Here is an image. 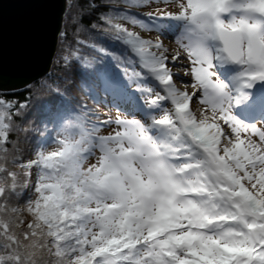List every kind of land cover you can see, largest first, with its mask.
<instances>
[{
    "label": "snow or ice",
    "instance_id": "1",
    "mask_svg": "<svg viewBox=\"0 0 264 264\" xmlns=\"http://www.w3.org/2000/svg\"><path fill=\"white\" fill-rule=\"evenodd\" d=\"M105 7L115 15L90 28L127 55L78 41L116 71L76 60L88 94L117 115L57 90L43 128L55 135L25 160L13 134L27 105L0 92V264H264V0Z\"/></svg>",
    "mask_w": 264,
    "mask_h": 264
},
{
    "label": "trees",
    "instance_id": "2",
    "mask_svg": "<svg viewBox=\"0 0 264 264\" xmlns=\"http://www.w3.org/2000/svg\"><path fill=\"white\" fill-rule=\"evenodd\" d=\"M89 2L97 6L96 10L88 7ZM109 3H115V0H66V9L60 31V33H66V35L61 36L59 33L48 74L22 90L4 93L13 102L27 105L25 109L21 110L16 120V130L13 134V140L23 150L22 154L25 159L29 153L34 152L37 139L55 135V132L52 131V124L48 125V133H44L43 128L44 123L47 121V109L52 105L59 106L62 103L57 96V90L71 102L72 106L79 107L81 104H87L88 108L96 112L99 118L102 119L100 110L107 104L106 99L102 98L103 93H101L100 102L97 103L88 94L89 89L83 83L88 77L81 69L76 56L79 55L84 61L92 64L106 65L110 71H116L113 67L115 61L86 47L85 44L78 43V41H85L86 44L96 43L97 47H104L116 55H127L126 46L121 41L116 40L114 34H102L90 28L92 23H96L99 27H106L99 20V17L115 15L105 7ZM146 9L141 12H147ZM120 15H123V13ZM119 22L125 24L130 31L139 32L140 34L144 32L128 21ZM65 57H68V62L65 61ZM99 91L97 89V92ZM111 108L116 110L112 105ZM108 132H110V129L106 128L101 134L106 135ZM14 170L21 171L19 168ZM19 203L22 205L23 199Z\"/></svg>",
    "mask_w": 264,
    "mask_h": 264
},
{
    "label": "water",
    "instance_id": "3",
    "mask_svg": "<svg viewBox=\"0 0 264 264\" xmlns=\"http://www.w3.org/2000/svg\"><path fill=\"white\" fill-rule=\"evenodd\" d=\"M66 0H3L0 6V92L22 90L48 74Z\"/></svg>",
    "mask_w": 264,
    "mask_h": 264
},
{
    "label": "rangeland",
    "instance_id": "4",
    "mask_svg": "<svg viewBox=\"0 0 264 264\" xmlns=\"http://www.w3.org/2000/svg\"><path fill=\"white\" fill-rule=\"evenodd\" d=\"M154 7L153 8H147L146 10L147 11H153L154 10ZM160 7L163 8L164 5L161 4ZM169 10H172V9L169 8ZM139 11H145V9L139 10ZM141 36L144 37V38H152V39H155L156 34L155 33L149 34L147 32H142L141 33ZM161 38L164 39V43H165L166 46H168L169 48H176V44L173 42V40L170 37H161ZM185 63H186V61H185ZM173 71L174 72H179L180 75L183 76V70L182 69L173 68ZM184 79L185 80H190V77H185ZM176 84H177V87H179V88H181L183 90V84L181 83L180 80H176ZM198 107H200V106L199 105H196V104L193 105V108H198ZM100 112L102 114L101 115L102 116V120L103 119H107V117L109 115L114 117L115 115L118 114L116 110H114L113 108H111L110 103H107L100 110ZM109 129H110V131L112 130L111 128H109ZM244 135L245 134L242 133V136H244ZM253 138L255 139V137H253ZM57 147H58V145L56 143L49 142V144L47 146V150L48 151H54V150L57 149ZM97 155H99V153H97ZM33 158H34V152L33 153H29L28 156H27V158L25 160H27V159H33ZM90 162H95V159L93 158ZM33 174H36L35 173V170H33ZM31 179H32V182H33V177ZM27 194H32L31 190H29ZM32 196H34V194Z\"/></svg>",
    "mask_w": 264,
    "mask_h": 264
}]
</instances>
